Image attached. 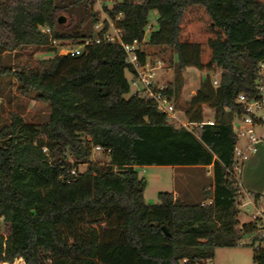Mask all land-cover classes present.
<instances>
[{"label":"trees","instance_id":"trees-1","mask_svg":"<svg viewBox=\"0 0 264 264\" xmlns=\"http://www.w3.org/2000/svg\"><path fill=\"white\" fill-rule=\"evenodd\" d=\"M83 1L0 0V47L55 51L54 40L81 44L103 35L107 22L98 33L76 25L73 11ZM154 10L157 29L145 41ZM106 11L125 44L139 42L141 63L160 60L175 70V83L167 88L172 97L180 93L187 68L220 70L218 86L208 75L187 109L189 119L200 122L207 105L215 123L197 137L170 122L151 100L127 97L132 87L126 72L134 78L136 71L118 43L56 54L43 70H15L25 92L34 90L49 102L51 114L37 125L13 113L0 126V264L19 258L23 264H204L218 247L240 246L260 232L261 218L242 225L239 220L232 121L242 111L239 95L257 93L264 0H120ZM60 14L68 15L67 23L58 22ZM91 15L94 26L98 19ZM8 71L0 68V74ZM97 146L108 162L92 160ZM154 165H212L205 198L211 202L166 191L159 203H146L147 180L137 168ZM253 241L262 242L253 264H264V236Z\"/></svg>","mask_w":264,"mask_h":264},{"label":"rangeland","instance_id":"rangeland-1","mask_svg":"<svg viewBox=\"0 0 264 264\" xmlns=\"http://www.w3.org/2000/svg\"><path fill=\"white\" fill-rule=\"evenodd\" d=\"M74 0H56L57 3L63 5H69ZM120 0H84L81 2L73 11V19L76 25H81V30L90 31L92 28L95 33L102 30L106 22L110 27V22L112 21L106 11L107 8H112V6L119 2ZM94 12L98 21L93 26L92 15ZM67 19L69 18L67 14ZM158 17V11L154 10L150 13V24L146 29V39L150 38L152 27L151 23H156ZM99 25L100 27H98ZM89 40V39H86ZM55 51L49 50L47 47H24L17 50H5L0 47V68H7L9 71L7 73L0 74V126L9 124L11 121V115L13 113H18L22 115L26 122L34 123L37 125L45 124L50 119L51 106L49 102L42 100L38 97V93L34 90L25 92L22 84L13 75L15 70L34 72L37 70H43L45 60L54 57L59 54V50L63 47L74 48L77 47L78 43L67 40V41H57ZM11 70V71H10ZM157 75L155 77L158 83L166 85L164 83L174 82L176 72L174 69H167L160 67L156 70ZM127 78L131 82V92L127 95L132 96L135 91V86L132 84L133 74L129 71L126 72ZM211 78L214 74L208 70L199 69H186L182 73L183 86L178 94H174V103L176 109V118L169 120L174 123L177 127H185V123L188 122L189 118L187 116V109L189 107L190 100L192 99V92L198 90L199 85L206 79L207 76ZM209 111V112H208ZM206 117H212V110H205ZM262 132V129H259ZM264 145V143H262ZM72 163L75 160L70 157ZM92 160L102 163L108 162L110 159L102 151H93ZM250 159L246 162L248 163ZM87 165L82 163L79 165L80 171H85ZM140 177L147 180V187L144 193L145 201L148 204H157L160 202L159 193L160 192H172L177 189L183 198L189 201H202L206 198V190L213 184V175H208L206 169H184L183 167H173V166H158L154 165L151 167H138L137 168ZM241 178V175H240ZM252 186L250 184H243V188L246 190L254 189L262 190L264 189V162L261 163L252 173ZM235 181V179H234ZM238 190V206L240 209L239 220L241 225L248 223L252 220L260 218L259 215H255L257 211L264 209V192H262V198L255 204V198L252 199V203L247 200L246 194L243 190ZM188 193L189 196H186ZM255 199V200H254ZM264 214V212L262 213ZM255 216V218H253ZM264 220L261 217L262 223ZM9 230L8 226H3V232L7 233ZM264 234V230L253 235H247L241 242L240 246L237 247H218L215 251V257L212 260H208L204 264H253V253L256 248L262 245V242L257 241L253 243L254 238L260 239ZM14 264H23L22 259H17ZM196 264H202L197 262Z\"/></svg>","mask_w":264,"mask_h":264},{"label":"built area","instance_id":"built-area-1","mask_svg":"<svg viewBox=\"0 0 264 264\" xmlns=\"http://www.w3.org/2000/svg\"><path fill=\"white\" fill-rule=\"evenodd\" d=\"M120 16L117 18L119 19ZM42 30L50 32L47 28H43ZM103 42L118 43L124 47L128 55L127 61L134 66L136 71L132 81L136 89L132 95L151 100L157 110L164 112L171 119H175L176 109L174 107V98L167 92L168 86L162 85L155 80L157 75L156 70L163 66L162 62L160 60L147 59L145 63H141L137 55L139 42L135 41L133 44H125L123 42V31L116 25L115 21L112 20L110 22V27H108L103 35L97 34L95 38L85 40L74 48L63 47L59 50V54L80 55L86 46ZM53 44L55 46L58 45L55 40ZM260 67V78L256 83V95L252 97L245 93L239 95L237 102L242 105V111L235 114L232 121L234 134L238 138L234 150L232 175L238 189L243 188L240 175L242 174L245 163L258 152L259 145L264 143V63H261ZM210 72L214 74L211 78L213 85L218 86L221 73L220 70L215 69ZM194 94L195 92H192V96H194ZM214 123V119H204L200 122H193L189 119L188 122L185 123V127L199 137L205 125H214ZM259 129H262V132H259ZM95 150L102 151V148L97 146ZM44 151L47 152V149L44 148ZM73 173H75V171H73ZM258 227L259 231H263L264 221L258 224Z\"/></svg>","mask_w":264,"mask_h":264},{"label":"crops","instance_id":"crops-1","mask_svg":"<svg viewBox=\"0 0 264 264\" xmlns=\"http://www.w3.org/2000/svg\"><path fill=\"white\" fill-rule=\"evenodd\" d=\"M151 24L154 26V27H152V31L157 29V22L156 23H151ZM97 26L100 27L99 25H97ZM100 31H101V29L99 31H97L96 33L100 32ZM152 31H150V32H152ZM145 41H147L146 38H145ZM187 69H196V68L189 67ZM157 82H160V81H157ZM170 83H172V82H167V83H164V84H166V86H168ZM200 85H199V87H200ZM196 92H195V94H196ZM206 109L209 110L210 108L207 105L204 106V119L205 120L206 119H214L215 113H214V111L212 109H210V110H212V117H206L205 116V110ZM263 162H264V145L260 144L258 152L254 156H252L250 161L248 163H245V165L243 167L241 178H240V180L243 182V184H247V185L249 184V186L251 184V186H252V181H253L252 180V173ZM147 167H151V166H147ZM173 167H177V168L178 167H183L184 169H186V168L187 169H197V170H202V171L204 169H206L208 171V173H207L208 175H213V166L212 165L211 166H188V167L187 166H173ZM242 187H243V185H242ZM250 188H252V189H249V190H246L244 188H242V189H243V192L246 194L247 200H248L249 203L253 202L252 201L253 198L256 199V200L255 199L254 200H255L256 207H257V205H258L257 203L261 200L262 194H263L262 192H264V189L258 190V189H254L253 187H250ZM173 192H175L176 196H181V193L177 189H174ZM186 196H189L188 193L186 194ZM202 201L203 202H211L210 199L209 200H205L204 199ZM263 212H264V209H261L260 211H257L255 215L261 214V216L259 215V217L260 218L261 217L264 218V214H262ZM253 218H255V216Z\"/></svg>","mask_w":264,"mask_h":264},{"label":"water","instance_id":"water-1","mask_svg":"<svg viewBox=\"0 0 264 264\" xmlns=\"http://www.w3.org/2000/svg\"><path fill=\"white\" fill-rule=\"evenodd\" d=\"M69 19H67V16L65 14H60L58 17V22L60 24H65L68 22ZM167 234H169V231L166 226L163 227Z\"/></svg>","mask_w":264,"mask_h":264}]
</instances>
